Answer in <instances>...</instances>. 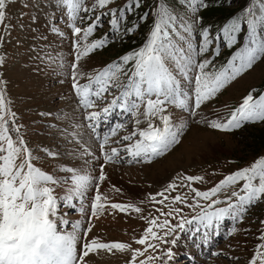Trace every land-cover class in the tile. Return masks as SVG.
Here are the masks:
<instances>
[{
  "label": "snow or ice",
  "instance_id": "snow-or-ice-1",
  "mask_svg": "<svg viewBox=\"0 0 264 264\" xmlns=\"http://www.w3.org/2000/svg\"><path fill=\"white\" fill-rule=\"evenodd\" d=\"M16 2L0 0V43L6 35L10 37L8 8ZM19 2L20 7H29L26 0ZM178 2L182 11L173 8L170 0H153L152 6L141 13L145 0H125L123 5L111 8L108 6L113 0H92L90 4L86 0H43L50 8L44 13L48 31L61 39L65 36L56 22L57 12L61 19L66 18L65 26L71 31V88L77 111L83 109V119L67 113L64 116L69 123L61 134L73 146L67 153L71 164L59 161V152L44 147L34 150L8 107L5 81L0 79V264H90V254L105 251L129 256L125 264H172L181 237L204 250L226 219L233 225L242 222L252 206L264 201V155L250 166L223 175L205 190L193 186L204 181L202 175L173 177L161 191L146 197L155 212L147 217L140 206L145 200L138 204L111 202L100 192V182L106 180L105 165L125 160L129 164L152 162L180 143L189 122L206 123L221 132L240 129L245 123L264 122V92L254 96L255 90H250L226 116L197 119L226 85L264 61V0H248L216 33L198 15L207 7L206 0ZM24 15L20 12L19 18ZM106 15L109 31L115 36L133 35L144 24L148 26L145 39L116 61L85 72L82 59L107 44L106 38L89 42ZM129 15L134 19L129 21ZM30 19L35 23L37 17L33 14ZM88 20L91 22L85 24ZM197 32L198 42L193 38ZM35 38L46 39L43 34ZM221 38L223 46L232 51L218 66L215 58L221 54ZM3 59L0 56V62ZM59 67H64L62 58ZM84 77L86 82L79 83ZM98 103L103 107L96 110ZM127 124L131 130L113 141L111 138ZM94 142L98 143V154L92 150ZM38 153L58 160L55 172L44 170ZM93 161L99 168L97 176L90 171ZM61 206L74 209L81 218L69 221ZM113 212L135 213L145 222L142 234L132 237L141 247L90 237L93 220ZM69 224L70 230L66 227ZM260 224L264 227V220ZM236 230L233 226L229 235ZM258 239L264 241V230ZM255 249L248 264H264V243L256 244ZM219 254L211 253L213 257Z\"/></svg>",
  "mask_w": 264,
  "mask_h": 264
},
{
  "label": "rangeland",
  "instance_id": "rangeland-1",
  "mask_svg": "<svg viewBox=\"0 0 264 264\" xmlns=\"http://www.w3.org/2000/svg\"><path fill=\"white\" fill-rule=\"evenodd\" d=\"M26 2L29 5L27 8L20 7L19 0L9 6L8 12L11 18L6 20V23L11 25V34L10 37L6 35L4 42L0 43V56L4 57L3 62H0V79L5 81L3 87L5 99L10 110L15 113L16 123L22 126L20 131L29 147L34 150L44 147L59 152L61 155L58 160L64 164H71L72 159L67 153L72 150L73 146L61 134V129L69 123L64 116L67 113L77 116L80 120L83 119V109L77 111L76 97L71 88L69 65L74 59L71 31L65 26L66 18L61 19L60 13L57 12L55 13L56 22L65 36L61 39L50 33L46 23L48 17L44 15L45 12H50V8L43 3V0H26ZM91 2L92 0H86L88 4ZM247 2L248 0H211V2L208 0L206 1L207 7L200 9L198 15L203 18V24L210 25L216 33L226 18L239 11ZM124 3L125 0H113L108 7H119ZM170 3L177 11H182L178 0H170ZM33 4L37 6L33 7ZM152 4L153 0H145L139 11L141 13L147 11ZM211 5H219L223 13L207 18L205 13ZM20 12L25 13L23 18H19ZM33 14L37 17L35 23L30 19ZM94 16L95 13H93V18ZM108 19L107 15L102 17V26L97 27L89 37V42L93 39L106 38L107 44L102 49L94 51L89 57L82 59L80 64L85 72L116 61L120 56L138 48L145 39L147 25L141 24L133 35L117 37L109 31ZM133 19V16H128L129 21ZM149 19H151L150 13ZM90 22L91 20H88L85 24ZM77 24L81 27L85 26L79 22ZM39 34H43L46 39H36L35 37ZM193 38L198 42V32L194 33ZM220 42L221 54L215 58L218 66L226 62L232 51L223 46L222 38ZM61 58L64 63L63 68L59 67ZM78 82L85 83L86 77ZM250 90H255L254 96L264 92V61L256 63L252 69L226 85L214 99L203 107L197 119L226 116L232 108L239 105ZM100 107L103 105L98 103L96 110ZM45 113L49 115H44ZM115 120L116 117L113 116L112 122ZM130 130L131 125L127 124L125 130L118 132L111 139L115 141ZM13 138H15L14 134ZM112 146L118 145L113 144ZM92 150L98 154V143L92 144ZM38 154L42 156L40 164L44 170L55 172L58 160L47 158L43 153ZM168 155L173 158L172 160H175L176 155L180 157H177L174 166H169V169L166 168L165 172L160 173L164 179L153 188L154 170L151 169L156 165L163 166L167 162V158L164 157ZM261 155H264V122L245 123L240 129L231 132L211 129L206 123L189 122L180 144L174 145L167 153L155 158L152 162L129 164L125 160L123 163L105 165L106 180L100 182V192L106 195L111 202L138 204L139 201L145 200V203L140 206L147 217L155 212L152 204L146 201V197L161 191L167 183L172 181L173 177L181 174L202 175L205 178L204 181L194 182L193 186L205 190L212 187L223 175L240 167L250 166ZM102 162L101 159L100 163ZM76 163L79 165L81 162ZM95 164L96 162L93 161L94 166L90 171L92 175L97 176L99 168ZM144 167H150V169L143 173ZM108 168L114 171V181L110 179ZM56 174L64 175L59 172ZM114 188H119L121 191L117 193ZM157 199L160 198L157 197ZM156 207L162 206L156 205ZM60 211L66 214L69 221L81 218L80 214L72 208L65 209L61 206ZM187 211L185 209V212ZM84 219L86 221V216ZM261 220H264V201L252 206L242 222L233 225L231 219H226L204 250L193 246L191 242L185 243L184 237H181L180 243L174 249L175 257L172 264H248V260L256 250V244L264 243L258 239L260 232L264 230L260 224ZM94 222H99V224ZM93 225L95 233L91 231L90 237L100 236L99 238L104 242H129L133 248L141 246L136 245L132 237L138 238L143 228L146 227L138 214L120 212L101 215L93 220ZM84 226L86 227L87 224L85 223ZM233 226L237 230L229 235ZM66 227L70 230L71 225ZM213 251L220 254L213 257L211 255ZM89 257H91L90 264H125L126 259L130 258L118 252L109 254L106 251L99 255L90 254ZM230 257H238V259Z\"/></svg>",
  "mask_w": 264,
  "mask_h": 264
},
{
  "label": "bare ground",
  "instance_id": "bare-ground-1",
  "mask_svg": "<svg viewBox=\"0 0 264 264\" xmlns=\"http://www.w3.org/2000/svg\"><path fill=\"white\" fill-rule=\"evenodd\" d=\"M69 112V111H68ZM68 123V122H67ZM180 144V143H179ZM183 144V143H182ZM184 145H185V143H184ZM180 146V145H179ZM184 150V149H183ZM185 151V150H184ZM189 151V150H188ZM170 154V153H169ZM179 155H176V158H175V160H177ZM183 156V155H182ZM180 157V156H179ZM164 158H167V162L163 165V166H154L153 167V169H151L152 171L154 170V173H153V178H152V180H153V183H152V187L153 188H155L157 185V183H159L161 180H163L164 178H163V176H160V173L161 172H163L166 168H168L169 166H174V162H176L175 160H172L173 158H170L169 157V155L167 156V157H164ZM107 167V166H106ZM170 168V167H169ZM168 168V169H169ZM150 169V167H144L143 168V170H142V172L143 173H145L146 171H148ZM108 170L110 171V179L112 180V181H114V171H112L111 170V168H108ZM167 171V170H166ZM165 172V171H164ZM150 175H152V174H150ZM136 176H138V175H136ZM135 176V177H136ZM109 179V180H110ZM121 188V187H120ZM122 189V188H121ZM94 223H96V224H99V222H94ZM96 230V229H95ZM103 230V229H102ZM92 231L94 232V230L92 229ZM95 233V232H94ZM93 233V234H94ZM98 237H100V236H98ZM92 257V256H91ZM91 257H89V259L91 258Z\"/></svg>",
  "mask_w": 264,
  "mask_h": 264
},
{
  "label": "trees",
  "instance_id": "trees-1",
  "mask_svg": "<svg viewBox=\"0 0 264 264\" xmlns=\"http://www.w3.org/2000/svg\"><path fill=\"white\" fill-rule=\"evenodd\" d=\"M206 1H208V0H206ZM210 2H211V0H210ZM222 13H223V10L221 9V7H219V5H211L208 12L205 14H207L206 15L207 18H210V17H212V15H218V14L221 15Z\"/></svg>",
  "mask_w": 264,
  "mask_h": 264
}]
</instances>
